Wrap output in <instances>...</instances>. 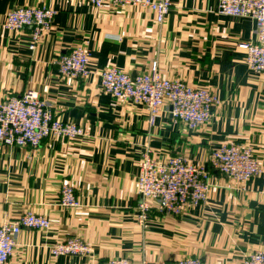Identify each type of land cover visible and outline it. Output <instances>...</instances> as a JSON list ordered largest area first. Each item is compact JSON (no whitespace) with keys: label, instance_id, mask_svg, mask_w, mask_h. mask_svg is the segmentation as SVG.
<instances>
[{"label":"crops","instance_id":"0c3cea01","mask_svg":"<svg viewBox=\"0 0 264 264\" xmlns=\"http://www.w3.org/2000/svg\"><path fill=\"white\" fill-rule=\"evenodd\" d=\"M163 23L139 6L87 0H0V104L31 88L55 116L81 126L84 136L49 137L37 147L0 143V224L28 210L49 218L48 230L23 228L9 264H132L194 257L206 264H245L264 251V171L241 184L211 169L207 200L179 215L147 200V227L137 190L146 150L158 160L181 155L208 164L212 151L231 140L249 143L264 169V74L248 65L241 42L256 38L250 16L220 13L219 0H173ZM56 10L53 28L31 49L30 28L5 26L16 6ZM85 42L89 76H62L58 59ZM154 61L164 77L207 87L221 98L209 121L185 127L166 103L150 126L144 106L116 99L101 87L110 66L131 76L147 73ZM71 183L81 206L60 205L61 187ZM78 237L89 255L54 256L51 246Z\"/></svg>","mask_w":264,"mask_h":264},{"label":"built area","instance_id":"2783aa9c","mask_svg":"<svg viewBox=\"0 0 264 264\" xmlns=\"http://www.w3.org/2000/svg\"><path fill=\"white\" fill-rule=\"evenodd\" d=\"M101 8L106 3L117 6H139L153 11L156 20L163 23L168 16L173 0H87ZM218 11L231 16H250L256 22V38L241 42L247 51V63L256 73L264 74V0H219ZM56 10L46 5L16 6L6 17L5 26L12 30L30 28L33 34L31 49L37 48L42 37L53 28ZM90 53L85 42L76 45L58 59L62 76L83 79L91 73ZM102 90L116 99L128 100L144 106L148 122L153 126L166 103L172 106L174 118L185 127L196 130L205 125L214 107L221 98L207 87H194L180 79L164 77L157 61L147 73L131 76L129 73L110 66L101 76ZM84 129L74 122L55 116L49 103L39 92L28 88L13 95L0 104V143L9 147H39L46 138L67 139L84 136ZM215 169L241 184L263 173L264 169L256 158L249 143L224 142L211 152L208 164L191 162L181 155H172L158 160L151 150L143 155L137 179L138 193L143 197L140 220L147 227V212L153 200L157 208L174 215L205 202L211 189L210 174ZM60 205L76 208L81 206L75 187L64 182L61 187ZM50 220L42 214L28 210L16 220L0 224V264H9L17 245V237L23 228L48 230ZM54 256L89 255L92 246L78 238L68 237L51 246ZM104 264H132L126 258H111ZM139 264H206L200 258L188 257L171 262ZM245 264H264V251L257 250L246 257Z\"/></svg>","mask_w":264,"mask_h":264}]
</instances>
